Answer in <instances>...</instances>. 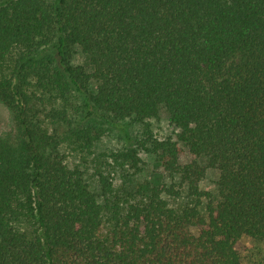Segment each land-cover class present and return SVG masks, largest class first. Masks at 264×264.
I'll use <instances>...</instances> for the list:
<instances>
[{
  "label": "trees",
  "instance_id": "1",
  "mask_svg": "<svg viewBox=\"0 0 264 264\" xmlns=\"http://www.w3.org/2000/svg\"><path fill=\"white\" fill-rule=\"evenodd\" d=\"M0 100L16 121L0 134V264H255L242 237L264 241V0H0ZM163 111L176 138L95 152L101 121ZM142 151L186 202L136 178Z\"/></svg>",
  "mask_w": 264,
  "mask_h": 264
},
{
  "label": "rangeland",
  "instance_id": "2",
  "mask_svg": "<svg viewBox=\"0 0 264 264\" xmlns=\"http://www.w3.org/2000/svg\"><path fill=\"white\" fill-rule=\"evenodd\" d=\"M72 61L74 64H82L86 61V57L80 48L74 47L71 49ZM50 104V103H48ZM66 108L71 112V115L75 113L77 116H84L87 113V106H85L84 95L74 96L73 94L66 100ZM102 130L100 136L95 142L94 150L96 153H110L114 151L123 150L129 147H138L145 137L164 139L167 136L176 138L177 129L169 122L166 113L163 111L158 118L150 119L147 121H133V120H118L113 121H101L99 123ZM16 127V121L13 117L9 107L0 100V134L6 131L13 130ZM140 156L143 159L141 164L142 171H140L136 178L138 180H158L162 179V184L170 187L175 186L176 189H181L182 193L179 197L171 198L175 203H183L187 201L185 186L181 185L179 176H172L161 173L159 176H155L157 171H162L154 164V156L147 152H140ZM194 159V156L186 149L183 148L180 161L181 163H187ZM75 155H71L69 162H76ZM92 188L98 190L95 178L87 174ZM217 175L213 170H208L206 176L202 179L200 186L203 190L216 192L217 191ZM17 226L29 234L33 232V227L27 221H20ZM242 241L246 245V251L244 253L245 260L250 263L264 264V241L255 240L249 236H243Z\"/></svg>",
  "mask_w": 264,
  "mask_h": 264
}]
</instances>
